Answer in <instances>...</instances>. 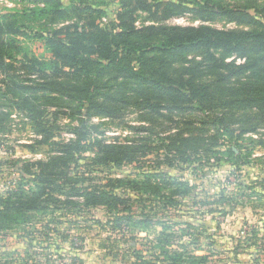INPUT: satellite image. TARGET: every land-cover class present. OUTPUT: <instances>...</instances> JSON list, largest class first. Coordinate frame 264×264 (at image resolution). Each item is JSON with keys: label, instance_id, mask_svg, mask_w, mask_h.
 <instances>
[{"label": "trees", "instance_id": "16d2710c", "mask_svg": "<svg viewBox=\"0 0 264 264\" xmlns=\"http://www.w3.org/2000/svg\"><path fill=\"white\" fill-rule=\"evenodd\" d=\"M21 1L32 7L0 14V73L4 76L0 108L27 112L37 133L44 136L39 145L53 138L43 118L45 106L57 108V116L78 120L81 127L73 130L76 140L58 145L57 156L24 165L32 187L0 198V235L32 227L63 209L87 214L102 208L108 214L107 224L123 231L135 223V211L132 199L115 190L130 187L149 200L169 190L173 202V194L179 191L174 189L184 188L181 194H190L186 182L157 180L149 174H143V182L116 178L106 185L85 186L72 166L80 167L89 118L121 120L137 110L152 123L166 118L165 112L169 116L203 112L202 127L167 138L168 148L182 157L200 152L209 155L219 147L216 154L242 160L244 136L264 129L263 0L234 5L217 0H71L68 5L62 0ZM113 3L114 10L110 8ZM186 14L205 20L222 18L236 28L166 24ZM21 37L41 42L44 54H35L22 44ZM190 53L204 54L208 65L183 67L177 76L175 65L188 63ZM230 58L243 63H227ZM205 76L210 79L202 80ZM8 119L9 114L0 111V129ZM207 134L211 136L204 137ZM94 147V166L122 168L140 160L137 145L96 140ZM146 222L163 229L158 249L168 256L178 233H170L173 227L166 222ZM44 227L49 228V223ZM55 249L61 250L59 245ZM171 259L175 264H208L210 255L198 256L185 248Z\"/></svg>", "mask_w": 264, "mask_h": 264}, {"label": "rangeland", "instance_id": "374dc122", "mask_svg": "<svg viewBox=\"0 0 264 264\" xmlns=\"http://www.w3.org/2000/svg\"><path fill=\"white\" fill-rule=\"evenodd\" d=\"M62 1L68 5L71 0ZM217 1L234 5L245 0ZM27 7L32 6L21 0H0V14L20 12ZM115 7L113 3L110 8L114 10ZM144 18V15L139 18L141 24ZM166 24L172 27L236 28L222 18L205 20L193 14L176 17ZM28 32L30 29L29 35ZM19 39L35 54H44L41 42H32L25 37ZM234 60L230 58L226 62ZM187 62L175 65L177 76L183 73V67L208 65L204 54L190 53ZM234 62L243 63L240 59ZM207 79L210 78L205 76L202 80ZM2 80L4 76L0 73V82ZM45 109L43 118L53 132V138L48 144L39 145L44 136L37 133L27 112L15 107L0 108L9 114L8 121L2 124L4 129H0V198L8 192L32 187L28 182L31 177L23 169L25 164L47 161L58 155V145L76 140L73 130L81 127L80 122L69 116H57L58 109L54 106H45ZM164 114L166 118H158L152 123L144 120L137 110L129 111L121 120L87 119L85 125L89 133L85 151L80 154V167L72 166V172L79 174L80 182L85 186L106 185L116 178L143 182L146 179L143 174L157 180L176 179L189 185V195L181 194L184 188L174 189L179 191L173 194L176 196L173 202L168 197L172 194L169 190H164L163 195L154 200L140 197L130 187L115 190L120 196L132 199L135 211V223L123 231L107 224L108 214L102 208L87 214L58 210L53 217L37 220L38 224L32 227L27 225L2 233L0 264H175L171 256L175 252L183 253L185 248L198 256L210 255L208 264H264V129L244 136L242 160L229 158L224 153L216 154L221 150L219 147L213 148L209 155L200 152L182 157L168 148L170 141L167 138L177 132L202 127L201 122L206 117L198 111L173 116ZM209 130L212 134L211 128ZM96 140L121 146L137 145L140 147L139 163L122 168L94 166ZM147 219L166 222L173 227L170 233H178L168 256H162L158 249L163 229L147 225ZM48 223L49 228H45ZM55 245L61 250L56 251ZM196 248L201 249L197 251Z\"/></svg>", "mask_w": 264, "mask_h": 264}, {"label": "built area", "instance_id": "2783aa9c", "mask_svg": "<svg viewBox=\"0 0 264 264\" xmlns=\"http://www.w3.org/2000/svg\"><path fill=\"white\" fill-rule=\"evenodd\" d=\"M174 19H176V18H174ZM174 19H172V20H174Z\"/></svg>", "mask_w": 264, "mask_h": 264}]
</instances>
